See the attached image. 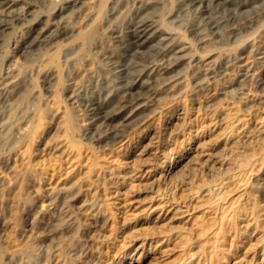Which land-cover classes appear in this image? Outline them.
Masks as SVG:
<instances>
[{
    "label": "rangeland",
    "instance_id": "obj_1",
    "mask_svg": "<svg viewBox=\"0 0 264 264\" xmlns=\"http://www.w3.org/2000/svg\"><path fill=\"white\" fill-rule=\"evenodd\" d=\"M0 264H264V0H0Z\"/></svg>",
    "mask_w": 264,
    "mask_h": 264
},
{
    "label": "bare ground",
    "instance_id": "obj_2",
    "mask_svg": "<svg viewBox=\"0 0 264 264\" xmlns=\"http://www.w3.org/2000/svg\"><path fill=\"white\" fill-rule=\"evenodd\" d=\"M109 3V2H108ZM114 3V2H113ZM103 8V7H102ZM6 9V8H5ZM100 10H102V9H100ZM61 14V13H60ZM131 34V33H130ZM133 36V35H132ZM86 39V38H85ZM176 41V40H175ZM83 42V41H82ZM163 42V41H162ZM172 42V41H171ZM177 42V41H176ZM181 44V43H180ZM179 45V44H178ZM171 46V45H170ZM181 46V45H180ZM183 47V46H182ZM174 49V48H173ZM180 49V48H179ZM246 51V50H245ZM56 53V52H55ZM55 53H53V55H55ZM261 54V53H260ZM106 56V55H105ZM169 60H171V59H169ZM10 61V60H9ZM166 64H168V63H166ZM176 67V66H175ZM150 70V69H149ZM141 72V71H140ZM167 72V71H166ZM8 73V72H7ZM152 73V72H151ZM208 73V72H207ZM65 74H67V73H65ZM167 74V73H166ZM201 74V73H200ZM2 75V74H1ZM154 75V74H153ZM159 75V74H158ZM143 76V75H142ZM141 76V77H142ZM145 76V75H144ZM150 76V75H149ZM243 76V75H242ZM137 77V76H136ZM118 78V77H117ZM57 79V78H56ZM103 79V78H102ZM149 79V78H148ZM100 81V80H99ZM152 81V80H151ZM136 82V81H135ZM135 82H131L130 84H129V86H128V89L131 91L133 88H134V84H135ZM101 83V82H100ZM111 83V82H110ZM115 83V82H114ZM192 83V82H191ZM103 85V84H102ZM111 85V84H110ZM97 86H99V85H97ZM96 86V87H97ZM112 86V85H111ZM240 86V85H239ZM103 87V86H102ZM107 87V86H106ZM100 88H101V86L99 87V90H100ZM110 88H112V87H110ZM120 88V87H119ZM117 89V88H116ZM124 89V88H123ZM126 89H127V87H126ZM127 89V90H128ZM102 90V89H101ZM111 90V89H110ZM134 90V89H133ZM132 90V91H133ZM112 91V90H111ZM126 91V90H125ZM115 92H116V90H115ZM106 93V92H105ZM104 93V94H105ZM113 93V92H112ZM133 93V92H132ZM108 94V93H107ZM110 94H111V92H110ZM109 94V95H110ZM129 94V93H128ZM128 94H127V96H128ZM136 94V93H135ZM98 95V94H97ZM99 95H100V93H99ZM113 95V94H112ZM115 95V94H114ZM125 95V94H124ZM131 94H129V96H130ZM138 95V94H137ZM108 96V95H107ZM111 96V95H110ZM109 96V97H110ZM120 96V95H119ZM122 96V95H121ZM125 97V96H124ZM133 97V96H132ZM90 98V97H89ZM94 98V97H93ZM114 98V97H113ZM115 98H117V97H115ZM135 98V97H134ZM106 99V98H105ZM110 99V98H109ZM101 100H102V98H101ZM100 100V101H101ZM104 100V99H103ZM111 100V99H110ZM115 100V99H114ZM130 100V99H129ZM83 100H81V102H82ZM97 101V100H96ZM99 101V100H98ZM99 101V102H100ZM125 101V100H124ZM131 102V101H130ZM140 102V101H139ZM110 103V102H109ZM121 103V102H120ZM142 103V102H141ZM90 104V103H89ZM100 104V103H99ZM107 104V103H106ZM129 104V103H128ZM134 104V103H133ZM96 105V104H95ZM101 106H102V104H100ZM108 105V104H107ZM124 106V105H123ZM132 107V106H131ZM116 108H118V106L116 107ZM115 108V109H116ZM91 109H92V107H91ZM95 111V110H94ZM121 111H122V109H121ZM126 111V110H125ZM124 111V112H125ZM113 114V113H112ZM125 115V114H124ZM71 116V115H70ZM67 117H69V116H67ZM113 118V117H112ZM121 118V117H120ZM117 120V119H116ZM124 120V119H123ZM112 121V120H111ZM97 122V121H96ZM111 123V122H110ZM125 125V124H124ZM120 126V125H119ZM127 129V128H126ZM92 130V129H91ZM118 132V131H117ZM99 138V137H98ZM118 138H119V136H118ZM108 140V139H107ZM109 141V140H108Z\"/></svg>",
    "mask_w": 264,
    "mask_h": 264
}]
</instances>
